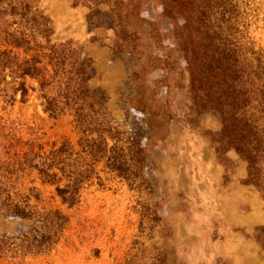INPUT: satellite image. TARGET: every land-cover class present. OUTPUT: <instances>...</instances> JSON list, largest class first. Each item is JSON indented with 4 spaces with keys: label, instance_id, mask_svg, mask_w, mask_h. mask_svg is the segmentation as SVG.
<instances>
[{
    "label": "rangeland",
    "instance_id": "374dc122",
    "mask_svg": "<svg viewBox=\"0 0 264 264\" xmlns=\"http://www.w3.org/2000/svg\"><path fill=\"white\" fill-rule=\"evenodd\" d=\"M33 6L50 43H68L87 60L84 87L97 118L134 140L129 153L138 148L139 160L129 179L95 163L79 201L62 204L54 185L19 162L30 145L48 151L67 142L77 151L81 133L70 114L44 111L38 80L25 77L23 100L19 92L12 102L0 97V177L15 201L37 195L29 199L35 214L59 209L68 222L49 252L0 256V264H264V199L229 147L220 112L206 102L210 83L199 86L193 0ZM226 10L232 22L224 34L264 51V0H231ZM28 230L43 231L36 216L0 213V236Z\"/></svg>",
    "mask_w": 264,
    "mask_h": 264
},
{
    "label": "trees",
    "instance_id": "16d2710c",
    "mask_svg": "<svg viewBox=\"0 0 264 264\" xmlns=\"http://www.w3.org/2000/svg\"><path fill=\"white\" fill-rule=\"evenodd\" d=\"M193 3L198 11L193 37L200 55H194L199 62V86L210 83L211 94L206 102L220 112L222 133L229 147L246 161L247 181L264 199V175L259 171V163L264 161V51L243 49L236 32L224 34L232 22L226 10L231 0ZM67 46L68 43H50L46 21L34 9L33 0H0V97L12 102L19 92L23 100L27 94L23 79L35 78L44 111L50 116L70 114L81 133L77 151L67 142L48 151H42L40 146L34 150L30 145L19 163L34 169L42 183L54 185L60 202L72 207L79 201L83 185L93 177L95 163L103 162L108 171L129 179L130 163L134 156L139 160L140 150L136 148L132 156L129 151L134 140L97 118L84 87L87 60L77 49ZM3 183L0 177V213L19 220L36 216L43 231L1 235L0 256L49 252L68 217L59 209L35 214L29 199H37V195L15 201Z\"/></svg>",
    "mask_w": 264,
    "mask_h": 264
}]
</instances>
